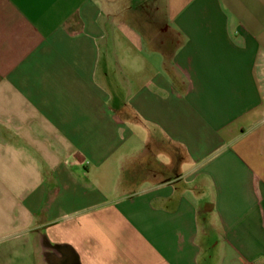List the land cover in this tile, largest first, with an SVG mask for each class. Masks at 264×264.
<instances>
[{
	"label": "crops",
	"instance_id": "0c3cea01",
	"mask_svg": "<svg viewBox=\"0 0 264 264\" xmlns=\"http://www.w3.org/2000/svg\"><path fill=\"white\" fill-rule=\"evenodd\" d=\"M0 264H264V0H0Z\"/></svg>",
	"mask_w": 264,
	"mask_h": 264
}]
</instances>
